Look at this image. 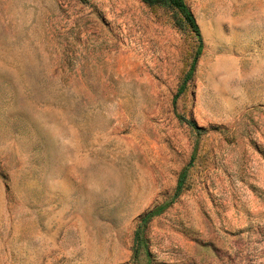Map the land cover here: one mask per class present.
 <instances>
[{"label": "rangeland", "instance_id": "1", "mask_svg": "<svg viewBox=\"0 0 264 264\" xmlns=\"http://www.w3.org/2000/svg\"><path fill=\"white\" fill-rule=\"evenodd\" d=\"M186 2L174 99V10L0 0V264H264V0Z\"/></svg>", "mask_w": 264, "mask_h": 264}, {"label": "trees", "instance_id": "2", "mask_svg": "<svg viewBox=\"0 0 264 264\" xmlns=\"http://www.w3.org/2000/svg\"><path fill=\"white\" fill-rule=\"evenodd\" d=\"M141 1L149 7L159 6L174 10L180 15L183 23L188 26V28L194 33V35L198 39V48L196 50L195 56L189 67V70L185 74L183 81L178 87L177 93L174 97L175 99L184 92L186 88V83L191 79L197 59L202 52V39L198 24L186 0H141ZM179 118L182 121H184L186 124H188L191 128L197 131L204 130L202 127H198L195 121L191 119H187L181 115H179ZM187 170L188 167H185L181 170L172 197L169 200H166L162 203L155 205L140 217V223L134 233L133 250H134L135 258H137L140 255L141 249L142 251L146 250V243L142 234V228L153 218L162 214L166 210V208H168L169 205L183 193L184 189L186 188L185 182H186Z\"/></svg>", "mask_w": 264, "mask_h": 264}]
</instances>
